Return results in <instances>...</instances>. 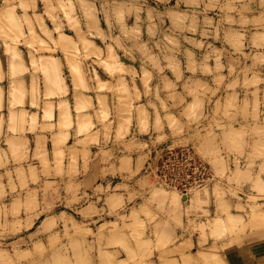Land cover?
<instances>
[{
  "label": "rangeland",
  "instance_id": "rangeland-1",
  "mask_svg": "<svg viewBox=\"0 0 264 264\" xmlns=\"http://www.w3.org/2000/svg\"><path fill=\"white\" fill-rule=\"evenodd\" d=\"M0 264H264V0H0Z\"/></svg>",
  "mask_w": 264,
  "mask_h": 264
},
{
  "label": "crops",
  "instance_id": "crops-1",
  "mask_svg": "<svg viewBox=\"0 0 264 264\" xmlns=\"http://www.w3.org/2000/svg\"><path fill=\"white\" fill-rule=\"evenodd\" d=\"M79 62L81 63L82 61H79ZM6 65L8 66V68H6ZM4 66H5L6 69L4 70L3 69V65H2V70L4 71V77L7 78V77H9L8 76L9 75L8 74L9 73V64L5 63ZM79 94H80L81 97L85 98L86 100L88 98H90V97L93 100V96L95 95L94 92H92V90H91V92L82 91V92H79ZM38 103H39L40 107H39V109H36V110L35 109L32 110L31 108L30 109H28V108L26 109L25 105H24L25 107L24 106H20V105H18V106L11 105V107H10V105L8 103H6L5 107L3 108V111H2V112H5L6 118H5V122H4L3 126H1L2 127L1 131L4 132V133H7V135H5V134L4 135L7 136L8 138L10 137V138L14 139V137H15L17 139H19V138H21L23 140L26 139L29 142L30 146H31L29 158H31L32 155H33L32 153H33V150L35 149V141H36V139H41V136H44V137L48 138V143L47 144H48L49 148L51 149L52 148V143H51L50 139L52 137V134H54L55 136H57L60 133L65 135L66 138H67V144H70L72 140H75L76 138H83L84 136H87L88 134L92 135L93 132L95 131V129L93 128V129L87 131L86 133L78 134V132H76L77 131V128H76L77 127V125H76L77 124V117H76V112H75V110L72 107L70 109L71 110V112H70V115H71L70 116V121H72L71 122L72 126L70 128L61 129V130H63L61 132L56 128L58 126V123H57L58 112H57V109H55L54 125H55L56 129L54 130V132H48V131H45V130L43 132H41V126L42 125L46 126V124H42L41 123V120H42V118H41L42 117L41 116L42 115L41 114V98H40V100H38ZM10 111H11V113H13V115L17 116V118H15V116H13V119L11 121L9 120V117H8V114H9ZM23 111L28 112L27 113L28 117H29L30 113H36L37 114V118L34 121L35 124L33 125L34 127H36L37 130H35L33 132L29 131L30 125L26 124V125L23 126V131H20L19 127L17 126L18 123L16 121L18 120V117L21 114L20 112H23ZM89 112L90 113H87L86 110H85V111L82 112L81 116H84V118H88V116H89V118H90V120H88L89 123L91 122V124L94 125V124H96V119H95V117L93 115V112H91L90 110H89ZM64 117L67 119L68 115L66 114ZM85 121H87V120L85 119ZM75 128H76V130H75ZM64 130H66V131H64ZM6 149H7V147H6ZM92 149H93V145L89 147V150H92Z\"/></svg>",
  "mask_w": 264,
  "mask_h": 264
},
{
  "label": "bare ground",
  "instance_id": "bare-ground-1",
  "mask_svg": "<svg viewBox=\"0 0 264 264\" xmlns=\"http://www.w3.org/2000/svg\"><path fill=\"white\" fill-rule=\"evenodd\" d=\"M261 38H262V37H261ZM261 38H259V39H261ZM133 106H134V105H133ZM20 113L22 114V112H20ZM23 115H26V114L23 113ZM84 115H85V114H84ZM26 116H27V115H26ZM85 116H86V115H85ZM86 117H87V116H86ZM29 119H30V118H29ZM32 120H33V117H32ZM27 121L29 122V120H27ZM34 121H35V120H34ZM28 122H27V123H28ZM71 122H72V121H71ZM71 122H70V124H71ZM86 122H87V121H86ZM86 122H85V123H86ZM31 123H32V121L30 122V124H31ZM86 124H87V123H86ZM86 124H85V125H86ZM90 124H91V122H90ZM76 125H77V124H76ZM87 125H88V127H90V126H89V123H88ZM92 125H93V124H92ZM71 126H72V125H71ZM76 128L78 129V127H76ZM76 128H75V130H76ZM64 131H66V130H64ZM77 131H78V130H77ZM77 131H76V132H77ZM86 138H87V137H86ZM9 139H10V137H9L7 140H9ZM11 139H13V138H11ZM11 139H10L9 141H12L13 143H16V142H17V141L14 142L15 139L17 140V138L14 137V141L11 140ZM107 155H108V154H107ZM22 158H23V157H22ZM154 162H155V161H154ZM208 164H209V163H208ZM153 166H154V165H153ZM210 166H211V165H210ZM155 167H156V166H155ZM152 168H153V167H152ZM175 168H176V167H175ZM16 169H17V168H16ZM16 169H15V170H16ZM22 169H23V168H22ZM176 169H177V168H176ZM8 170H9V169H8ZM23 170H24V169H23ZM174 170H175V169H174ZM11 171H12V170H11ZM181 171H182V170H181ZM209 172H210V171H209ZM154 173H155V172H154ZM167 173H169V172H167ZM172 173H173V172H172ZM177 173H178V172H177ZM177 173H176V174H177ZM173 174H174V173H173ZM156 176H157V175H156ZM169 176H170V175H169ZM204 177H205V176H204ZM203 180H204V179H203ZM163 181H164V180H163ZM195 181H196V180H195ZM205 181H206V180H205ZM161 182H162V181H161ZM164 182H166V181H164ZM201 182H202V181H201ZM207 182H208V181H207ZM205 184L207 185V183H205ZM166 186H167V185H166ZM168 186H170V185H168ZM172 186H173V185H172ZM192 186H193V185H192ZM162 187H163V186H162ZM170 187H171V186H170ZM173 187H174V186H173ZM195 188H196V187H195ZM200 188L203 189V187H200ZM200 188H199V189H200ZM175 189H176V188H175ZM185 189H186V188H185ZM202 189H201V190H202ZM169 190H170V189H169ZM187 190H188V189H187ZM187 190H186V191H187ZM178 191H179V190H178ZM190 191H191V190H190ZM190 191H189V192H190ZM204 191H205V190L203 189V192H204ZM205 192H206V191H205ZM203 194L206 195V193H203ZM196 195L198 196L199 193H197ZM201 195H202V193H201ZM182 198H183V201H187V196H186V195H182ZM202 198H203V197H202ZM188 200H189V199H188ZM181 202H182V201H181ZM218 227H219V225H218ZM218 227H217V225H216V228H215V229L217 230ZM183 254H186V253H183ZM190 259H191V258H190Z\"/></svg>",
  "mask_w": 264,
  "mask_h": 264
}]
</instances>
